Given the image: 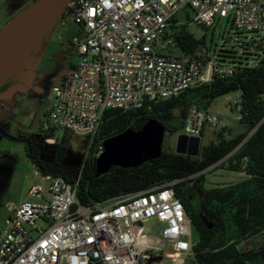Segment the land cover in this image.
Segmentation results:
<instances>
[{
    "label": "built area",
    "instance_id": "obj_1",
    "mask_svg": "<svg viewBox=\"0 0 264 264\" xmlns=\"http://www.w3.org/2000/svg\"><path fill=\"white\" fill-rule=\"evenodd\" d=\"M186 9L202 28L226 19L239 32L264 34V0H70L58 19L76 24L83 38L72 39L77 61L52 88L42 130H66L97 157L102 144L94 138L105 111L138 110L208 82L213 72L231 74V67L209 63L211 74L204 78L197 53L171 52L183 26L177 15ZM217 122L208 107L192 106L182 132L199 137ZM42 179L29 190L31 200L16 204L4 222L0 264H143L161 258L162 242L171 246L164 259L172 263L191 253L189 222L169 184L83 207L77 180ZM150 221L159 225L157 235L145 227Z\"/></svg>",
    "mask_w": 264,
    "mask_h": 264
},
{
    "label": "trees",
    "instance_id": "obj_2",
    "mask_svg": "<svg viewBox=\"0 0 264 264\" xmlns=\"http://www.w3.org/2000/svg\"><path fill=\"white\" fill-rule=\"evenodd\" d=\"M174 39L183 54H198L201 48L208 52L204 38L195 39L183 26L175 32ZM229 40H235L234 44L226 47L223 41L217 53H212L215 59L209 53L205 55V64L231 67V74L213 72L208 82L176 97L146 103L138 110L105 111L94 138L99 145L127 129L138 130L149 119L163 126L159 157L137 167H112L96 176L93 148L81 166L75 167L63 163L66 150L59 145L51 154H43L39 141L46 138L41 133L37 138H14L9 124L1 123L0 135L23 143L25 156L40 176L58 177L67 183L77 180L76 196L83 207L169 184L197 235L191 245L192 264H264V248L244 251L241 247L264 231V39L239 41L234 35ZM198 60L203 67L200 54ZM230 93H239L238 104L233 107L245 132L231 137L230 131L222 128L216 132L215 141L201 147L195 157L177 154L166 145L165 137L181 132L192 106L207 108L214 99ZM225 158L224 169L243 173L246 178L232 185L205 188L204 172Z\"/></svg>",
    "mask_w": 264,
    "mask_h": 264
},
{
    "label": "rangeland",
    "instance_id": "obj_3",
    "mask_svg": "<svg viewBox=\"0 0 264 264\" xmlns=\"http://www.w3.org/2000/svg\"><path fill=\"white\" fill-rule=\"evenodd\" d=\"M35 1L36 0H34V2ZM177 20L195 39L203 37L205 40V46L208 48V52H206L204 48H201L198 52V54H200V60L204 65L202 67L204 78H207L209 74H211V66L205 64L207 63L205 55H208L209 53L208 56L211 59H215L213 58L215 57V54L212 53H217L216 51L223 45V41L225 42L226 47H229L235 42V40H229V38L234 35L238 37L239 41H249L250 38L254 40L264 39V34H249L236 31L231 26V21L226 19H215L213 25L207 28L199 27L193 22V14L189 9L178 13ZM76 28L79 30V27L72 21H67L66 24L62 26L61 20L57 19L46 35L48 36V34L56 33L58 31L64 33L65 48L62 53L64 57L68 59L74 58L75 56L74 49L76 47L72 44V39H80V35L72 34L73 30ZM222 38H224V40H222ZM170 50L174 55H181V52L177 48H171ZM26 61L12 76L13 78L19 76L20 78L18 79L20 83L16 97L18 99V104L13 103V98L9 100V89L3 92L0 91V100L4 102V110L3 114H1V118L9 124V133L12 137L16 138L18 135H21L37 138L41 133L43 138H46L45 140L39 141V149L42 150L43 154H51L55 146L59 145L66 150L63 161L65 165L75 167L81 166L88 154V146L84 144L82 138L77 137L66 130L58 129L54 133H48L41 131L40 129L42 123L45 121L43 120V112L51 102L52 85H54L55 80L63 70L64 63H62V61L58 62L57 60H52L47 63L39 77V94H35V92H29L24 86H22L26 84V80L22 74V68ZM24 97H26V101L22 103L20 99H23ZM235 99L239 101V93H230L218 97L210 103L208 110L218 116V122L213 127L206 126L203 129L198 137L199 142L197 148L196 144L193 143V151H181L178 148V137L183 135L182 130L173 137L166 136V145H168L175 153L178 149L183 155L195 157L201 147L215 141L216 132L220 131L222 128H227L230 131L231 137H235L236 135L245 132V127L238 121V111L233 107ZM225 135L227 134L225 133ZM187 146H190L189 142ZM226 161L227 158L204 172L206 179L205 188L210 189L218 186L232 185L246 178L243 173H235L224 169ZM34 171V166L25 156L23 143L4 138L0 135V231L3 229L5 220L12 213L14 206L22 201L31 200L29 190L33 186L41 185L43 183L42 177H34ZM38 226H42V224L38 223ZM157 226L159 227L154 221L145 224V227L151 230V232H149L151 235H157V232H155ZM188 231L189 235L186 240L192 245L197 241V235L190 224L188 225ZM161 245L162 249L159 251V257L161 258L150 259L143 264H192L193 258L190 252L182 256L181 261L178 260L175 263L164 259V252L171 251V246L165 242H162ZM241 247L244 251H257L264 248V231L260 235L244 242Z\"/></svg>",
    "mask_w": 264,
    "mask_h": 264
},
{
    "label": "water",
    "instance_id": "obj_4",
    "mask_svg": "<svg viewBox=\"0 0 264 264\" xmlns=\"http://www.w3.org/2000/svg\"><path fill=\"white\" fill-rule=\"evenodd\" d=\"M70 0H36L0 28V87L18 71L40 45ZM163 126L147 120L138 130L127 129L102 142V152L94 160L96 176L112 167L134 168L159 157ZM190 143L188 147L187 144ZM199 138L178 137L181 151H193ZM176 150L177 154H182Z\"/></svg>",
    "mask_w": 264,
    "mask_h": 264
},
{
    "label": "crops",
    "instance_id": "obj_5",
    "mask_svg": "<svg viewBox=\"0 0 264 264\" xmlns=\"http://www.w3.org/2000/svg\"><path fill=\"white\" fill-rule=\"evenodd\" d=\"M34 0H0V28L9 20H11L14 16H16L21 10L29 6ZM62 25V24H61ZM63 26V25H62ZM72 34L80 35V39L83 38V32L79 28L73 30ZM65 37L64 33L62 32H54L52 34H48L40 45L35 49V51L31 54V56L27 59L24 67L22 68L23 77L26 80V84L22 85L25 87L26 90L29 92H35V94H39V77L41 76L44 68L46 67L47 63L54 60V61H62L64 63L63 70L58 75L57 79L52 85L57 86L60 84L61 80L67 75L69 72L72 71L76 64V48L74 49V58L68 59L65 58L63 55ZM19 76L12 77L8 84L4 87L3 91H7L9 95V100L12 98L14 99L13 103L18 104L17 93L19 89L20 81ZM52 94V92H51ZM53 96L51 97L52 101ZM20 101L24 103L26 101V97L23 99L21 98ZM3 101L0 100V124L5 123L8 124L6 121H3L1 118V114H3ZM51 102L49 106L43 112V120H45L46 115L50 109Z\"/></svg>",
    "mask_w": 264,
    "mask_h": 264
}]
</instances>
